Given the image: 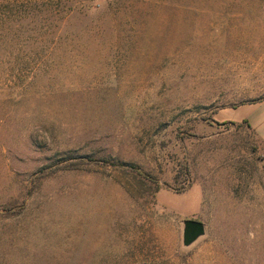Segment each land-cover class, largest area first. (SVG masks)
<instances>
[{
  "label": "rangeland",
  "instance_id": "374dc122",
  "mask_svg": "<svg viewBox=\"0 0 264 264\" xmlns=\"http://www.w3.org/2000/svg\"><path fill=\"white\" fill-rule=\"evenodd\" d=\"M30 1L0 21V264H264V131L216 121L264 106V0L0 12Z\"/></svg>",
  "mask_w": 264,
  "mask_h": 264
},
{
  "label": "trees",
  "instance_id": "16d2710c",
  "mask_svg": "<svg viewBox=\"0 0 264 264\" xmlns=\"http://www.w3.org/2000/svg\"><path fill=\"white\" fill-rule=\"evenodd\" d=\"M23 4H25L23 7L15 6L16 8L14 10L13 9H10L9 10V8H13L10 4H9V6L6 5V7H5L6 9L3 12H0V21H3V22L8 21L9 23L10 22H12V23H20V21L18 20V18H19V19H21V24H23V22H24V19L23 18L25 16H28L33 11L37 15V18H36L35 21L38 22V20L40 19L39 18L40 13L38 11H36V10L37 9H41V11H44V10H42V8H43V2L30 1V2H27V3H23ZM96 7H98V6H96ZM52 10L54 12V15H57V16L64 15L65 18L67 17L66 16V11L67 10H66V8L62 4H59V3L53 4V9ZM79 10L82 11V10H84V8L76 9L72 5V2L70 3V8H69V15H70V17H73V15L80 14V12H78ZM86 12H87V10H86ZM12 16H14V18H15L14 21H11ZM29 18H34V17H29ZM30 23L32 24V23H35V22L33 20H31ZM18 27L19 26H13L12 29L15 30ZM11 30H10V28H7L6 31L5 30H0V33L12 32ZM4 37H6L5 34L3 35L2 39H4ZM58 40H59V38H58ZM131 167H133V166H131ZM192 222H196V221H192ZM198 224H200V223L198 222ZM200 226H201V224H200ZM184 238L186 239L185 240V243L186 244H189L190 243V240L187 239L188 237H184Z\"/></svg>",
  "mask_w": 264,
  "mask_h": 264
},
{
  "label": "crops",
  "instance_id": "0c3cea01",
  "mask_svg": "<svg viewBox=\"0 0 264 264\" xmlns=\"http://www.w3.org/2000/svg\"><path fill=\"white\" fill-rule=\"evenodd\" d=\"M241 110H246V112L239 114L238 112ZM220 117L221 118L218 117V119H216L218 123L225 121L229 123L248 122L249 126L255 130L256 133L261 134V130L264 131V106H260L259 104L242 105L236 109H231L225 117Z\"/></svg>",
  "mask_w": 264,
  "mask_h": 264
},
{
  "label": "water",
  "instance_id": "95a60500",
  "mask_svg": "<svg viewBox=\"0 0 264 264\" xmlns=\"http://www.w3.org/2000/svg\"><path fill=\"white\" fill-rule=\"evenodd\" d=\"M188 224L193 226V233L191 236H189L187 239L190 240L191 244L192 242H194L198 237H200L202 235V226H200V224H198V222H192V221H185L184 225ZM186 239L184 238V241Z\"/></svg>",
  "mask_w": 264,
  "mask_h": 264
},
{
  "label": "flooded vegetation",
  "instance_id": "af4514ba",
  "mask_svg": "<svg viewBox=\"0 0 264 264\" xmlns=\"http://www.w3.org/2000/svg\"><path fill=\"white\" fill-rule=\"evenodd\" d=\"M193 233V226L185 224L183 228L184 237H189Z\"/></svg>",
  "mask_w": 264,
  "mask_h": 264
}]
</instances>
